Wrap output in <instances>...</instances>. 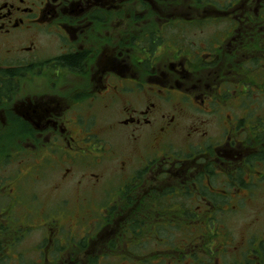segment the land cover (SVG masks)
Wrapping results in <instances>:
<instances>
[{
    "label": "flooded vegetation",
    "instance_id": "obj_1",
    "mask_svg": "<svg viewBox=\"0 0 264 264\" xmlns=\"http://www.w3.org/2000/svg\"><path fill=\"white\" fill-rule=\"evenodd\" d=\"M0 131V264H151L137 248L165 246L187 195L222 241L181 259L264 264V230L237 239L220 218L264 194V0H0ZM56 169L54 201L14 183Z\"/></svg>",
    "mask_w": 264,
    "mask_h": 264
},
{
    "label": "rangeland",
    "instance_id": "obj_2",
    "mask_svg": "<svg viewBox=\"0 0 264 264\" xmlns=\"http://www.w3.org/2000/svg\"><path fill=\"white\" fill-rule=\"evenodd\" d=\"M10 73H12V71H10ZM109 116L112 118L113 112H110ZM2 135L3 131H0V139H2ZM106 138L109 140V142L113 143L112 155L113 158H119L117 164H119L120 161H124V159L130 157L129 151H127L131 148L128 141H118V137L115 134L113 137L107 136ZM12 144V146H14L15 142H12ZM153 145L155 144L151 142L149 144V148H152ZM2 153H5V151L2 150L0 154ZM4 159L7 160L8 158L5 156ZM7 165L9 164H6V162L0 163V175H9L12 173L11 167L7 168ZM3 171H7V173H3ZM72 175L75 179H78V174L72 173ZM72 175L70 174V176ZM60 176L61 169H56L55 172L50 174V179H45L44 181L42 180L35 185H31V183L27 182V179L19 180L16 176L14 183H16V186H20V190L26 194V199L28 198V194H30L29 192H36V201L33 202H48L50 200L54 201V199L60 198V188L63 190L66 189V185L60 180ZM68 190L70 192L68 199L73 201L76 200L78 188L71 185ZM2 192L3 191L0 190V203L6 202L5 196L1 194ZM81 196H83V193ZM179 201L181 203L183 212L184 209H186L184 214L178 210H173L174 207H168V210H165V223L169 222L175 224L173 226L165 227V246H162L156 237H149L151 238L149 242L145 241V243L147 242V245L141 246L143 249L140 250L137 248L138 252L144 250L146 253H149L150 259L153 263L158 260L156 255H151L152 252L154 253L155 248L165 249L164 264H194L193 258L189 255L181 259V256L179 255L180 250L186 252H195L200 250L201 246H209L214 250H218V248L215 247V243L219 244V241H222L221 237H219L217 239L213 238L211 242L207 243L209 239L206 241V238L201 237V235H204L205 237L210 238V236L213 234V230L211 228L205 227V225L201 223V220L198 219L197 221H194V219H191L193 216L194 218L196 217V213H199L197 201L192 200V198L188 195L181 196ZM187 211H191V214H188ZM243 213H245L246 218H241L240 215L231 216L222 214L220 218L225 223V227H222V229H226L229 234H232L237 239H242L244 236L248 237V234H250L253 230L255 233L264 230V194L257 195L254 197V199H252L251 202L245 203V211ZM178 222H180V225H178ZM39 234L40 233H32L30 236L37 238ZM31 237H28L23 243L24 248H30L32 246L33 239ZM147 238L148 237H146V239ZM230 249L233 250L231 247ZM219 256L220 255L213 256V264H220V262H216V260L220 258ZM29 257H31V254L25 256L23 263L32 264L33 260ZM107 260L109 264H113L115 261L112 257ZM125 262L126 260H120V263L122 264ZM152 262L151 264H153ZM11 264H14L13 260H11Z\"/></svg>",
    "mask_w": 264,
    "mask_h": 264
},
{
    "label": "trees",
    "instance_id": "obj_3",
    "mask_svg": "<svg viewBox=\"0 0 264 264\" xmlns=\"http://www.w3.org/2000/svg\"><path fill=\"white\" fill-rule=\"evenodd\" d=\"M71 64H72V63H71ZM72 65L75 66V65H74V62H73ZM165 227H169V226H165ZM165 241H166V240H165ZM123 259H125V258H122V260H123ZM135 261H138L137 264H141L140 262H142L140 259L135 260V258H128V259L126 260V263H125V264H135ZM105 263H106V264H109V263H108V260H105ZM120 264H122V263H120ZM142 264H143V262H142Z\"/></svg>",
    "mask_w": 264,
    "mask_h": 264
}]
</instances>
